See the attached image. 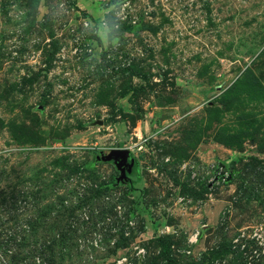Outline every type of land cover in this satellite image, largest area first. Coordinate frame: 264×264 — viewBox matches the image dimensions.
Wrapping results in <instances>:
<instances>
[{
  "label": "rangeland",
  "instance_id": "374dc122",
  "mask_svg": "<svg viewBox=\"0 0 264 264\" xmlns=\"http://www.w3.org/2000/svg\"><path fill=\"white\" fill-rule=\"evenodd\" d=\"M159 240L264 264V0H0V264Z\"/></svg>",
  "mask_w": 264,
  "mask_h": 264
},
{
  "label": "water",
  "instance_id": "95a60500",
  "mask_svg": "<svg viewBox=\"0 0 264 264\" xmlns=\"http://www.w3.org/2000/svg\"><path fill=\"white\" fill-rule=\"evenodd\" d=\"M129 154L130 152L127 149L109 150L106 159H111L112 157L118 159L119 161L116 163V168L122 173L121 165L128 159Z\"/></svg>",
  "mask_w": 264,
  "mask_h": 264
},
{
  "label": "trees",
  "instance_id": "16d2710c",
  "mask_svg": "<svg viewBox=\"0 0 264 264\" xmlns=\"http://www.w3.org/2000/svg\"><path fill=\"white\" fill-rule=\"evenodd\" d=\"M159 243H160V247H161V250H162V254L165 256L166 261L169 264H173V261L170 258V252H171V250H170V246H171L170 241H168V240H159ZM51 252H52L51 249H50V251L49 250H45V251H43V254L50 256Z\"/></svg>",
  "mask_w": 264,
  "mask_h": 264
},
{
  "label": "flooded vegetation",
  "instance_id": "af4514ba",
  "mask_svg": "<svg viewBox=\"0 0 264 264\" xmlns=\"http://www.w3.org/2000/svg\"><path fill=\"white\" fill-rule=\"evenodd\" d=\"M124 170H127V168H126V167H124Z\"/></svg>",
  "mask_w": 264,
  "mask_h": 264
}]
</instances>
